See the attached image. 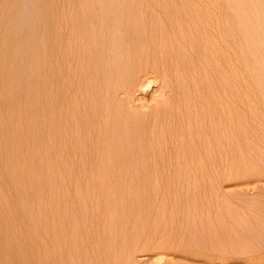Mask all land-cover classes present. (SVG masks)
<instances>
[{"label": "rangeland", "instance_id": "rangeland-1", "mask_svg": "<svg viewBox=\"0 0 264 264\" xmlns=\"http://www.w3.org/2000/svg\"><path fill=\"white\" fill-rule=\"evenodd\" d=\"M0 264H264V0H0Z\"/></svg>", "mask_w": 264, "mask_h": 264}, {"label": "bare ground", "instance_id": "bare-ground-1", "mask_svg": "<svg viewBox=\"0 0 264 264\" xmlns=\"http://www.w3.org/2000/svg\"><path fill=\"white\" fill-rule=\"evenodd\" d=\"M82 31V30H81ZM87 36V35H86ZM125 38V37H124ZM115 39V38H114ZM137 41V40H136ZM89 42V41H88ZM82 43V42H81ZM85 44V43H84ZM95 47V46H94ZM102 51V50H101ZM106 51V50H105ZM101 54V53H100ZM95 59V58H94ZM116 76V75H115ZM148 87V85H147ZM146 88V87H145ZM95 95V94H94ZM93 101V100H92ZM133 120V119H132ZM105 124V123H104ZM126 128V127H125ZM122 130V129H121ZM128 130V129H127ZM132 133V132H131ZM131 136V135H130ZM130 138V137H129ZM130 140V139H129Z\"/></svg>", "mask_w": 264, "mask_h": 264}]
</instances>
